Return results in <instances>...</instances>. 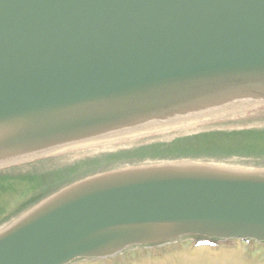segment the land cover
I'll use <instances>...</instances> for the list:
<instances>
[{
	"label": "water",
	"instance_id": "95a60500",
	"mask_svg": "<svg viewBox=\"0 0 264 264\" xmlns=\"http://www.w3.org/2000/svg\"><path fill=\"white\" fill-rule=\"evenodd\" d=\"M188 97L264 100V0H0V149L166 118ZM187 170L52 201L0 240V264H62L186 232L264 239L263 174ZM16 242L25 249L13 253Z\"/></svg>",
	"mask_w": 264,
	"mask_h": 264
},
{
	"label": "rangeland",
	"instance_id": "374dc122",
	"mask_svg": "<svg viewBox=\"0 0 264 264\" xmlns=\"http://www.w3.org/2000/svg\"><path fill=\"white\" fill-rule=\"evenodd\" d=\"M238 117V116H237ZM233 117L231 119H237ZM226 121V120H225ZM224 119L219 123L184 124L174 129H163L161 131H150L131 137H123L111 141H104L94 145L80 146L62 153L61 155H77L94 153L101 150H115L130 147L135 144L149 142L151 140H170L176 135L195 132L201 129H213L221 127H232L235 122L228 123ZM60 155V156H61ZM58 157V156H55ZM37 166L35 164L22 167H10L4 175H0V209L17 207L19 197L31 195L36 190H43L39 186ZM172 244V243H171ZM154 252V251H153ZM142 252V254H144ZM145 260L135 264H264V242L239 243L235 240L234 246L212 251L209 248H191L187 243L179 245L174 250L163 252L158 256L146 255ZM73 264V263H72ZM74 264H95L92 261H79ZM99 264V263H98Z\"/></svg>",
	"mask_w": 264,
	"mask_h": 264
},
{
	"label": "trees",
	"instance_id": "16d2710c",
	"mask_svg": "<svg viewBox=\"0 0 264 264\" xmlns=\"http://www.w3.org/2000/svg\"><path fill=\"white\" fill-rule=\"evenodd\" d=\"M262 151H264V150H262Z\"/></svg>",
	"mask_w": 264,
	"mask_h": 264
}]
</instances>
